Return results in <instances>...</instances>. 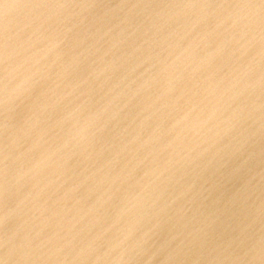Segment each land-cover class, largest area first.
<instances>
[{
	"label": "water",
	"instance_id": "95a60500",
	"mask_svg": "<svg viewBox=\"0 0 264 264\" xmlns=\"http://www.w3.org/2000/svg\"><path fill=\"white\" fill-rule=\"evenodd\" d=\"M0 264H264V0H0Z\"/></svg>",
	"mask_w": 264,
	"mask_h": 264
},
{
	"label": "bare ground",
	"instance_id": "6f19581e",
	"mask_svg": "<svg viewBox=\"0 0 264 264\" xmlns=\"http://www.w3.org/2000/svg\"><path fill=\"white\" fill-rule=\"evenodd\" d=\"M140 249H141V252L145 251L144 247L141 244H140Z\"/></svg>",
	"mask_w": 264,
	"mask_h": 264
}]
</instances>
